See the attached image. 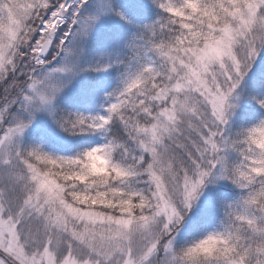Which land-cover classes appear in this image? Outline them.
<instances>
[{
    "label": "snow or ice",
    "instance_id": "obj_1",
    "mask_svg": "<svg viewBox=\"0 0 264 264\" xmlns=\"http://www.w3.org/2000/svg\"><path fill=\"white\" fill-rule=\"evenodd\" d=\"M0 264H264V0H0Z\"/></svg>",
    "mask_w": 264,
    "mask_h": 264
}]
</instances>
